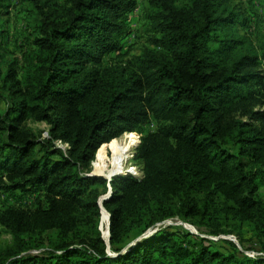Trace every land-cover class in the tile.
<instances>
[{
	"label": "trees",
	"instance_id": "trees-1",
	"mask_svg": "<svg viewBox=\"0 0 264 264\" xmlns=\"http://www.w3.org/2000/svg\"><path fill=\"white\" fill-rule=\"evenodd\" d=\"M25 1L37 49L21 77L0 54V191L37 196L31 208H0L10 234L0 264H264L175 226L143 235L175 215L219 213L264 236V36L253 46L237 33L246 20L230 0H148L150 46L108 64L122 55L135 0ZM148 122L133 155L141 177L115 176L102 202L107 245L97 204L107 180L90 163Z\"/></svg>",
	"mask_w": 264,
	"mask_h": 264
},
{
	"label": "rangeland",
	"instance_id": "rangeland-1",
	"mask_svg": "<svg viewBox=\"0 0 264 264\" xmlns=\"http://www.w3.org/2000/svg\"><path fill=\"white\" fill-rule=\"evenodd\" d=\"M185 2L186 0H181ZM135 9L128 15V29L129 34L123 40V48L120 51L122 55H116L114 53L108 55L105 58V62L108 64H118L121 61L129 59L131 56L140 53L144 47H149V36L152 34L151 28L147 24L146 14L149 11L148 0H135ZM231 6L234 10L240 12L241 16L245 18L246 24L237 23L236 31L240 36H244L248 43L253 46L259 39H263L264 34V0H230ZM6 8H0V24H3V34L0 36V54L2 55L1 68L5 70L8 63H12L13 67L17 69L18 77H21L23 73L24 65L29 56L35 54L37 47L32 43L34 34V20L37 15L34 13L33 6L25 0H6ZM264 70V65L261 67ZM0 96H4L6 101L0 97V112H3L8 104L7 94L0 87ZM27 126L41 138H46L48 125L43 121L28 120ZM154 123L148 122L138 132L135 133L136 142L137 136L140 138L142 133L147 130L153 129ZM126 134V135H125ZM126 139V140H125ZM127 132L114 138L118 143H127ZM113 140V141H114ZM122 142H121V141ZM111 142V141H110ZM109 142V143H110ZM56 143V140H55ZM57 146V145H56ZM61 146V145H60ZM109 146V145H108ZM106 146L101 157L100 153L96 159L90 163V172L95 174H102L106 178L115 177L118 175H129L128 173H122L129 166H135L138 170V176L141 177V169L139 164L133 160L135 148L130 147L128 157L124 160L121 172H115L112 168V158L114 148L111 144V149ZM63 146L62 148H65ZM126 167V168H125ZM104 177V178H105ZM105 178V179H106ZM259 195L264 201V179L259 183ZM36 193L32 194H20L18 192H2L0 191V208L15 205L31 208L34 206V200ZM42 203L45 205V201L41 198ZM177 207H175L176 209ZM103 211L106 209L102 206ZM103 211L101 210V218L99 221L100 232L103 236L104 220L102 218ZM107 211V210H106ZM108 220V218H107ZM166 220V219H165ZM164 220V221H165ZM169 222L156 224L154 228H149L146 232L147 235L157 229L170 225L175 226L180 230H188L200 237H205L218 242V247L222 250L228 248V244L223 242L224 240L231 241L238 247L239 250L250 256H264V236L256 235L252 225L246 223H237L229 217H225L223 214H219L214 218H200L194 217L190 220L184 221L178 215L167 219ZM223 230H227L232 233H225ZM192 231V232H191ZM239 235V236H238ZM105 237V236H103ZM241 240V244L239 243ZM10 241V234L4 229H1L0 243Z\"/></svg>",
	"mask_w": 264,
	"mask_h": 264
},
{
	"label": "bare ground",
	"instance_id": "bare-ground-1",
	"mask_svg": "<svg viewBox=\"0 0 264 264\" xmlns=\"http://www.w3.org/2000/svg\"><path fill=\"white\" fill-rule=\"evenodd\" d=\"M126 135V134H125ZM127 140L128 142L123 144V143H118V141L114 140L112 143V146L114 148V152H113V158H112V168L115 169V172H121V168L123 165L124 160L128 157V153L130 150V147L132 148V146H135L136 143V137L134 133H127ZM126 140V139H125ZM121 141V140H120ZM122 142V141H121ZM126 168V167H125ZM122 173H132V170L130 168L125 169ZM113 177H110L109 180H111ZM101 210L102 209V204H101ZM102 213V212H101ZM103 220H104V226H103V236H105L107 238V224H108V214L107 211H103V216H102Z\"/></svg>",
	"mask_w": 264,
	"mask_h": 264
},
{
	"label": "water",
	"instance_id": "water-1",
	"mask_svg": "<svg viewBox=\"0 0 264 264\" xmlns=\"http://www.w3.org/2000/svg\"><path fill=\"white\" fill-rule=\"evenodd\" d=\"M90 174H93V175H100V176L105 177V176L102 175V174H95L94 172H90ZM105 178H106V177H105ZM106 179L109 180L110 178H106ZM107 186H108V190H107V192H106L105 194L101 195V196L98 198V200H97V204H98L99 207H100V212H101V204H102L103 200L107 199V198L111 195V185H110V183L107 184ZM107 214H108L107 238H106V239H104L103 237H102V238L105 240V242H106L107 245H108V240H109V217H110V214L108 213V211H107ZM98 229L100 230L99 226H98ZM191 232H192V231H191ZM145 234H147V232H145L143 235H145ZM101 236H102V235H101Z\"/></svg>",
	"mask_w": 264,
	"mask_h": 264
},
{
	"label": "built area",
	"instance_id": "built-area-1",
	"mask_svg": "<svg viewBox=\"0 0 264 264\" xmlns=\"http://www.w3.org/2000/svg\"><path fill=\"white\" fill-rule=\"evenodd\" d=\"M139 143V137L137 136V142L135 143V146L133 148H135L137 146V144ZM55 145H57V147H60L62 148L63 146H66L65 148L68 147V144L66 142H62L61 140H56V143ZM61 145V146H60ZM65 148H62V149H65ZM129 168L132 170V173H128L129 175H132L134 177H137L139 174H138V170L136 169L135 166H129ZM107 180V179H106ZM111 180H107V184L110 183ZM169 221L168 220H165L164 223H168Z\"/></svg>",
	"mask_w": 264,
	"mask_h": 264
}]
</instances>
